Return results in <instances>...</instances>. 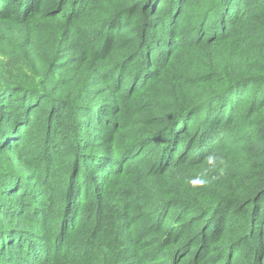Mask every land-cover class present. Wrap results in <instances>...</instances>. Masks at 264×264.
Masks as SVG:
<instances>
[{
  "label": "trees",
  "instance_id": "trees-1",
  "mask_svg": "<svg viewBox=\"0 0 264 264\" xmlns=\"http://www.w3.org/2000/svg\"><path fill=\"white\" fill-rule=\"evenodd\" d=\"M0 264H264V0H0Z\"/></svg>",
  "mask_w": 264,
  "mask_h": 264
},
{
  "label": "rangeland",
  "instance_id": "rangeland-1",
  "mask_svg": "<svg viewBox=\"0 0 264 264\" xmlns=\"http://www.w3.org/2000/svg\"><path fill=\"white\" fill-rule=\"evenodd\" d=\"M33 2H37V0H33ZM37 10H38V8H37ZM17 51H18V49H17Z\"/></svg>",
  "mask_w": 264,
  "mask_h": 264
}]
</instances>
